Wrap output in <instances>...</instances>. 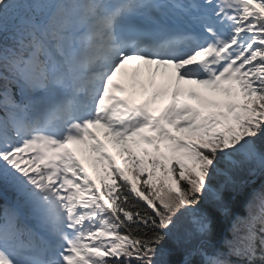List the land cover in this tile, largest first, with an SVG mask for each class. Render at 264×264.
I'll use <instances>...</instances> for the list:
<instances>
[{
    "label": "snow or ice",
    "instance_id": "obj_1",
    "mask_svg": "<svg viewBox=\"0 0 264 264\" xmlns=\"http://www.w3.org/2000/svg\"><path fill=\"white\" fill-rule=\"evenodd\" d=\"M244 176L264 177V0H0V264H264Z\"/></svg>",
    "mask_w": 264,
    "mask_h": 264
},
{
    "label": "trees",
    "instance_id": "obj_2",
    "mask_svg": "<svg viewBox=\"0 0 264 264\" xmlns=\"http://www.w3.org/2000/svg\"><path fill=\"white\" fill-rule=\"evenodd\" d=\"M123 168H124L126 174L129 175V178L135 180V177L131 173H129L128 167L123 164ZM148 171H150V169H148L147 171H144L143 172V174L141 175L139 181H135L138 184V186H142L143 180L147 177ZM160 175H161V173L158 170L157 173H156V176L159 177ZM241 179L251 181V183L249 184V186L246 187L245 190H244L245 195L248 192H250L252 188H260L262 185H264V177H260V176H257V177L244 176V177H241ZM244 198H245L244 195L238 196L237 199H236V201H235V206H236L237 210L239 212H241V213H243ZM227 234H228L227 233V225H224L223 226V229L221 231V235L223 236V235H227Z\"/></svg>",
    "mask_w": 264,
    "mask_h": 264
},
{
    "label": "rangeland",
    "instance_id": "obj_3",
    "mask_svg": "<svg viewBox=\"0 0 264 264\" xmlns=\"http://www.w3.org/2000/svg\"><path fill=\"white\" fill-rule=\"evenodd\" d=\"M191 87L195 88L196 86L199 87V85H195V84H189ZM201 92H205L204 90H202ZM77 153H82L81 151H79V149L77 150Z\"/></svg>",
    "mask_w": 264,
    "mask_h": 264
}]
</instances>
